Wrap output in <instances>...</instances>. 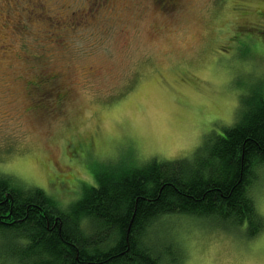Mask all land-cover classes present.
Instances as JSON below:
<instances>
[{
  "label": "rangeland",
  "instance_id": "374dc122",
  "mask_svg": "<svg viewBox=\"0 0 264 264\" xmlns=\"http://www.w3.org/2000/svg\"><path fill=\"white\" fill-rule=\"evenodd\" d=\"M174 1L0 0L1 177L67 208L104 171L191 157L264 95V0ZM146 235L180 264H264V227L180 214Z\"/></svg>",
  "mask_w": 264,
  "mask_h": 264
},
{
  "label": "trees",
  "instance_id": "16d2710c",
  "mask_svg": "<svg viewBox=\"0 0 264 264\" xmlns=\"http://www.w3.org/2000/svg\"><path fill=\"white\" fill-rule=\"evenodd\" d=\"M254 97L191 157L104 171L67 208L0 176V238L18 245L8 247V263L180 264L168 247L157 258L146 235L154 220L180 214L259 234L264 218L250 191L264 167V95Z\"/></svg>",
  "mask_w": 264,
  "mask_h": 264
},
{
  "label": "flooded vegetation",
  "instance_id": "af4514ba",
  "mask_svg": "<svg viewBox=\"0 0 264 264\" xmlns=\"http://www.w3.org/2000/svg\"><path fill=\"white\" fill-rule=\"evenodd\" d=\"M159 2L160 3L161 2H164V6L163 7L165 9H167V10H169L170 8H172L174 6V4H175V1L174 0H159ZM39 78H41L40 81L41 82H44L45 84H46V82H49V81L52 80V78L51 77H48V76L47 77L40 76ZM41 84H43V83H41Z\"/></svg>",
  "mask_w": 264,
  "mask_h": 264
}]
</instances>
